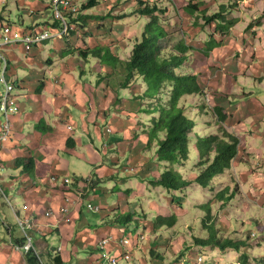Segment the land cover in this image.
Here are the masks:
<instances>
[{
    "label": "crops",
    "instance_id": "1",
    "mask_svg": "<svg viewBox=\"0 0 264 264\" xmlns=\"http://www.w3.org/2000/svg\"><path fill=\"white\" fill-rule=\"evenodd\" d=\"M233 1L239 3V7L231 8ZM14 3L15 22L5 14L8 0H0V28L6 24L22 29L56 28L57 22L54 19L49 21L46 16L50 11V0H14ZM222 5L227 6V20L234 21L235 25L222 32L221 40H216L219 46L211 51L213 56L209 55L210 52L205 54L209 37H206L204 48L196 52L204 59L200 62L201 67L206 68L203 69L205 74L217 69L211 67L209 59L216 62L214 55L220 57L223 75L219 76L221 96L216 102L226 115L223 126L227 129L225 125L230 119L236 121L232 130L242 137L239 159L236 158L227 171L238 179L240 175L241 183L236 192L230 189L226 180L216 188L214 181L221 175L216 177L213 186L207 189L215 196L211 202L218 205L216 216L219 219L210 211L218 229L228 234L234 232L231 227L233 207L243 201L245 213L256 210V216L250 222L264 232V0H227ZM97 6L83 9L81 12L86 16H76L77 22H72L75 29L63 38L52 36L30 52L21 45L10 46L5 51L8 76L16 87L14 94L18 99L19 113L11 118V136L0 149L4 166L2 188L12 203L10 207L0 193V264H28L26 255L15 249L24 238L17 224V215L28 216L35 223L31 234L35 253L42 264H53L51 258L57 257L63 264H103L98 250L101 242L111 239L110 254L122 257L120 241L143 234L146 241L134 245L131 261H121V264H199L200 257L197 260L192 257V242L164 235L165 230H173L176 225L158 230L153 226L159 217L175 215L178 221V217L187 214L184 208L188 203L186 196L168 191L169 196H164L166 203L150 201L146 204L147 211L139 207L146 199H152L151 192L156 190L154 182L171 166L157 160V142L149 141L152 128L149 131L141 120L140 114L148 99L145 97L147 85L142 78L125 85L127 73L120 63L124 60L121 53L125 50L124 46L123 51L120 45L116 46V38L123 36L125 31L109 32L106 25L101 30H90L89 24L81 29L86 24L81 19L102 17ZM135 6L133 10L136 12L138 5ZM122 18L121 15L115 17L118 26L127 25L120 22ZM201 30L199 27L197 35L204 33ZM135 32L137 30L125 33L130 43L134 41L133 35L137 38ZM134 43L131 48L126 45L128 59ZM184 43L192 50L186 41ZM100 44L109 48L108 56L114 66L101 63L102 56L92 52L102 49ZM90 53L95 58L94 63L86 58ZM190 55H187L186 65L192 60ZM81 56L85 59H80ZM183 69L188 70L189 66ZM150 111L153 110L150 108ZM151 116L149 122L152 124L155 116ZM217 121L213 119L215 127L210 130L211 134L216 133L217 123L222 124L219 119ZM2 122L0 115V124ZM206 123L212 127L211 123ZM197 137L202 136L195 133L190 143V159L197 170L188 178L190 181H195L198 175ZM243 152L248 157L240 155ZM30 158L35 164L32 173L25 171L23 165H17L18 160ZM79 161L90 167L86 178L76 174H82L76 164ZM54 176L59 178L57 183L51 181ZM65 178L72 181L70 187L63 185ZM132 178L138 182L125 192L116 193L104 187L107 182L128 184ZM191 187L193 184L188 188ZM226 188L231 199L224 195L217 199V191ZM89 205L100 212L90 211ZM65 206L70 210L71 224L64 222L61 215ZM49 211L53 216H46ZM127 217L132 218L128 225ZM261 240L262 246L256 253L264 252V238ZM235 241L246 242L244 239ZM245 245L243 251L253 262L264 264V256L255 257L248 249V243ZM164 249L167 255L163 253ZM231 250L235 252L227 249L222 250L221 255L215 254L210 264H239L227 256ZM153 252L159 260L152 258ZM236 253L235 258L240 259L241 253Z\"/></svg>",
    "mask_w": 264,
    "mask_h": 264
},
{
    "label": "trees",
    "instance_id": "2",
    "mask_svg": "<svg viewBox=\"0 0 264 264\" xmlns=\"http://www.w3.org/2000/svg\"><path fill=\"white\" fill-rule=\"evenodd\" d=\"M101 0H85L79 9H88L98 5ZM192 0L184 7V11L194 20L195 26L202 27L205 31L207 26L212 23L216 24V32H225L235 25L234 21L227 20V6L221 5L217 13L209 15L201 7L204 2ZM138 9L136 14L148 17V22L144 27L140 40H137L130 58L124 63L127 73L125 85L127 86L137 78H142L148 89L145 94L146 98L159 99V103L152 105L150 108L160 116L153 117L152 129L149 133L150 142H157L156 154L160 163H180L184 165L190 160V143L191 138L195 136L196 122L186 113L181 106V100L190 95H199L203 90L199 84L198 76L194 74H183L181 70L187 61V55L191 51L184 41L177 43L172 49L168 50L163 45L170 34L167 31L161 15L166 14L156 1L136 0ZM79 14V13H78ZM81 17V15L79 16ZM76 18H71V22ZM203 21V24L200 22ZM77 22V20H76ZM83 25V24H81ZM207 51L211 52L219 46L215 37L210 34L209 41L206 44ZM102 49L92 50L97 55H101ZM108 50V55H109ZM117 61V59H115ZM165 95V97H164ZM159 97V98H158ZM167 98V99H166ZM219 122H225L226 115L219 107L214 109ZM197 150L200 155L197 164L198 175L194 182L204 188H211L215 177L224 174L232 168L233 161L239 154L240 140L229 132L225 127L220 126L217 133L211 134L205 139L197 137ZM17 165L24 166L25 171L32 173L34 171V160H18ZM192 181L183 179L176 170L167 169L160 176L154 185H160L168 191H179L192 185ZM229 189H224L217 193L216 198L228 193ZM209 208L204 205V209ZM204 217L203 226L208 229L214 224L212 213L208 210ZM132 218L127 217V223H131ZM177 223L175 215L170 218L159 217L154 222V229L173 228ZM217 230L211 232L207 239H196L195 243L201 246L217 247L221 250L234 249L241 253L240 264H249V255L243 251L244 242L234 241L232 239H222L218 237ZM152 258L159 260V257L153 252ZM28 264H42V261L36 253L26 255ZM53 264H63L60 257L51 258Z\"/></svg>",
    "mask_w": 264,
    "mask_h": 264
},
{
    "label": "rangeland",
    "instance_id": "3",
    "mask_svg": "<svg viewBox=\"0 0 264 264\" xmlns=\"http://www.w3.org/2000/svg\"><path fill=\"white\" fill-rule=\"evenodd\" d=\"M148 1H157L159 3V5L166 10V14L161 15L162 20H163V24L165 25L167 31L169 32L170 36L163 41V45L166 47V49L170 50L172 49L177 43H179L180 41H186L191 47L192 50L189 52L190 57H192L191 62L189 63V65L185 66H189V69H183L180 70L181 73L183 74H194V75H199L198 77V81L200 82V86L203 88V93L197 97H194V95H190L193 96L190 99L186 100H181V106H183L186 110V113L196 122V134L200 133L201 134V138L205 139L206 137H209L211 135V131L210 130H214L215 124L213 123V119L215 122H218V118H216L215 114H214V109L216 107H218L217 105V100H219V97L221 96L219 94V76L223 75V71H221V67H220V63H219V59L220 57L216 55H214L213 60L216 62H212L211 59L210 63H211V67H217L213 69V71L211 72V74H205L203 72V69H206L205 67H201V60H204L203 57L196 52L197 49H203L204 48V44L206 43V37H209L210 34H212L214 37L216 36L217 39L216 40H221V37H223L221 32H216V24L212 23L210 26H207L205 31H202L204 33H200L197 35V31L199 29L200 26H195L194 22L195 20L193 18L190 17L189 14H187L184 11V7L186 5L189 4L190 1L192 0H148ZM225 1L227 0H207V1H202L204 2V5L201 7V9H205L209 15H213L215 13H217L220 9V6L225 3ZM9 4L6 7V11L5 14L6 16L10 18L11 21L15 22L16 18H15V3L14 0L10 1L8 0ZM76 2L80 5V7L82 6V4L85 2V0H76ZM200 2L199 0H197L195 3ZM136 0H101L98 3V6L96 7L98 11H100L102 17H89V18H83L81 19L82 22L84 21V23H86L84 26H82L84 29L85 27L87 28V25L89 24V28L90 30H101L103 28V26L106 25V30L109 29V32L114 31V32H119V31H125L123 36H119L116 38V46L120 45L121 46V50L124 46V50L125 53L127 55L126 51L127 49V44H129V48H131V46L134 43V46L137 42V40H139L141 38L142 32L144 30L145 25L148 22V17H144L141 16L139 14H136V12L133 10L134 8H136ZM25 7H28V5H24ZM205 6V7H204ZM236 8L239 7V3L237 4V2L233 1V4H231V8ZM95 11V10H94ZM10 12V13H9ZM93 12V10L91 11ZM94 14H98L96 12H93ZM110 14V16H108ZM78 15H84V12L80 13ZM77 15V16H78ZM118 15L123 16L122 21H120L121 23H127L126 26H118L117 25V20L115 19V17H118ZM47 18L49 21H53V16L51 11H49V13H47ZM90 16V15H89ZM130 16V17H129ZM93 18V20H92ZM24 19L26 20V15H24ZM116 20V21H115ZM96 21V22H95ZM200 22L203 24V21L200 20ZM196 27V28H195ZM136 31L135 33H137L136 37H134V35L132 36V39H134V41H132L131 43L129 42V39H126V31ZM87 31V30H86ZM108 31V30H107ZM221 33V35H220ZM203 34V35H202ZM207 34H209L207 36ZM202 35V37H201ZM138 37H140L138 39ZM208 39V38H207ZM206 40V41H205ZM209 41V40H208ZM102 51H101V56L102 59H100L101 63H105L107 64V66H110L111 64H113V60L109 58L108 56V47H106L105 45L102 46V44H100ZM126 46V47H125ZM108 48V49H107ZM134 48V47H133ZM207 49V48H206ZM123 51V50H122ZM123 53V52H122ZM121 53V57L124 59L122 60L121 63V67L124 66L125 60H128V57L125 55V53L122 54ZM132 53V52H131ZM210 56H213V54L210 52L209 53ZM80 59H85L83 56L79 57ZM89 61H92L91 63H94L95 58H93V54H88L86 57ZM99 61V60H98ZM208 61V60H207ZM111 66H114L111 65ZM184 66V67H185ZM219 66V67H218ZM192 72V73H191ZM197 73V74H196ZM103 74V73H102ZM165 97V95H164ZM159 98V97H158ZM167 99V98H166ZM145 100V99H144ZM145 102L148 105H157L159 103V99H147L145 100ZM144 104L143 107V112L140 114L142 116V122L147 126L148 130L150 131V129L152 128V124L151 122H149V119L152 117L151 115H154L155 117L160 116V113H155L154 111H150V108L147 104ZM193 106V107H192ZM152 112V113H151ZM151 113V114H148ZM227 114V113H226ZM213 116V117H212ZM228 118H231V115L228 113L227 114ZM211 123L212 127L206 125V122ZM236 121L234 120H229L228 123H226L227 125H225L227 127V130L230 129L229 127H231V131L228 130L229 132H233V134H235L232 130V125L235 123ZM225 122H222V124L217 123L218 127L216 128V133L219 129L220 126H223ZM214 126V127H213ZM224 127V126H223ZM234 129V128H233ZM198 132V133H197ZM205 134V135H203ZM241 143V139L242 137L239 136L238 134H235ZM198 141V139H197ZM191 154V153H190ZM240 155H243L244 157H248V154H245V152H243L242 154L240 153ZM192 156V154L190 155ZM237 158V157H236ZM235 158V159H236ZM239 158H237L238 160ZM76 164H78V167L80 168V171L82 174H78L82 177H88V174L90 172H88V170L90 169V167L84 163V162H76ZM171 168L170 169H174L177 171L178 174L181 175V177L183 179L188 180L189 177H191L193 175V172L197 171L196 167L193 166V161L192 159H190L188 162L185 163L184 166H182L179 162L175 163V164H170L168 163ZM173 166V167H172ZM84 169V172H83ZM230 172L227 171L225 172V174L222 176H220L219 178L216 179V177L214 178V187L218 188L220 187V182L221 181H225L230 185V189H232V191L236 192V188L238 187V185L240 186L241 180H239L241 177L239 175V179L236 177V175H230ZM229 174V176H228ZM72 175V174H71ZM123 177V176H122ZM218 177V176H217ZM239 180V181H238ZM137 180L135 178H132L128 181V184H123V183H119V182H107L104 184V187L107 189H110L111 191H115L116 193H119L120 191L125 192L128 188L134 186L135 184H137ZM193 183V187L188 188L187 190H179V191H173V193L177 192L178 196H186L188 199V203L184 205V208L188 211L187 214H185L182 217H178V221L176 223V226L173 228V230L167 229L164 232V235L168 238H176L178 237V239H186L188 242H192L191 244L194 246V254L192 255V257H194L196 260L200 257H202L204 259V264H210L211 260L213 259V256L216 255H221V249L217 248V247H211V246H201V245H197L195 243L196 239H207L210 235L211 232H214V230L219 231L218 232V237L222 238V239H232V240H236V239H244L247 243H248V249L252 250L254 253L253 255L255 257H258L260 254H262L264 256V252L263 253H256V251L262 246L261 244V239L264 238V232L261 231L259 229V227L257 226V224H253L250 222L251 218L253 220V217L256 216V214L254 212H256L255 209H252L253 211L245 213L243 210L246 206L245 202L241 201L240 203L237 202V204H235V206L233 207V212L231 214V227L232 230L234 232H230L228 234L224 233L223 231H221L220 229H218V224H214L212 227H209L208 229H206L203 226V219L204 217L208 214V210L211 209V211L214 214V217L219 219V216H216V211H217V207L218 205H216L215 202H211V200L215 197L212 196V194L209 192L208 189L210 188H204L202 186H200L198 183L192 181ZM195 183V184H194ZM225 185V184H224ZM213 186V184H212ZM211 186V187H212ZM157 190V191H156ZM156 190H152L151 192V200L146 199V202H142L139 204L140 209L143 207V209L145 211H147L146 208V204L150 201L153 202H157V203H166V200L164 198V196H169V192L166 188H164L163 186L160 185H156ZM223 190V189H222ZM221 190H218L217 193H219ZM233 192V193H234ZM229 193L224 194V196H226L228 198ZM234 195V194H233ZM228 199H231L230 197ZM248 201V199H246ZM9 205V204H8ZM202 205V206H200ZM204 205H208L209 208L207 207L206 209L204 208ZM10 206V205H9ZM181 207H183V204H180ZM11 207V206H10ZM150 213V212H149ZM151 214H155V212H151ZM213 217V216H212ZM213 217V218H214ZM216 219V220H217ZM218 223V220L216 221ZM255 233L256 237H253L252 234ZM234 240V241H235ZM245 242V244H247ZM246 246V245H245ZM185 248V247H184ZM166 249V247H165ZM163 250V253L165 255H167L166 250ZM184 250V249H183ZM188 249H186L185 251H187ZM216 252V253H215ZM237 251H233L231 250V254H228L227 256H230L233 262H237L240 264L241 261V255H240V259L235 258L237 253ZM257 255V256H256ZM170 257V256H169ZM260 258V257H259ZM248 262L249 264H261L260 262H253V259L249 256L248 258ZM253 262V263H252ZM211 264H214L213 262Z\"/></svg>",
    "mask_w": 264,
    "mask_h": 264
},
{
    "label": "built area",
    "instance_id": "4",
    "mask_svg": "<svg viewBox=\"0 0 264 264\" xmlns=\"http://www.w3.org/2000/svg\"><path fill=\"white\" fill-rule=\"evenodd\" d=\"M80 5L75 0H50V11L53 19L57 22L55 29L47 27L42 30L22 29L16 25L6 24L0 28V115L3 118V122L0 124V149L8 142L11 136L12 124L11 118L19 113V104L14 91L16 89L15 83L8 76V62L5 56V51L8 47L14 45H21L26 52H30L34 46L42 44L45 40H48L52 36L63 38L67 36L72 30L75 29L74 24L71 22V18H76L79 13ZM72 129V127H70ZM110 131V130H109ZM4 166L0 160V193L5 197L10 206L12 203L5 190L2 188ZM51 181L57 183L59 178L54 176ZM63 185L70 187L72 181L65 178ZM70 203L69 200H67ZM90 211L100 212V209L94 208L92 205L88 206ZM61 215L64 222L71 224L70 210L67 206L61 209ZM47 217L53 216V212L46 213ZM17 224L23 233V242L15 245V249L25 255L28 253H35L34 237L31 234L34 228V222L28 216H18ZM256 237V234H252ZM147 239L146 235L127 237L120 241L123 248L122 257L113 256L110 254L108 248L111 244V239H106L98 246L100 252V260L103 264H121V261L130 262L132 258V251L135 248L134 245L139 246ZM204 260L201 257L199 264H203Z\"/></svg>",
    "mask_w": 264,
    "mask_h": 264
}]
</instances>
